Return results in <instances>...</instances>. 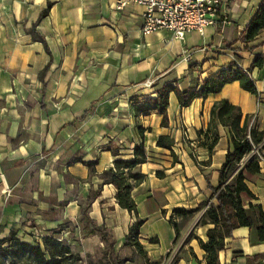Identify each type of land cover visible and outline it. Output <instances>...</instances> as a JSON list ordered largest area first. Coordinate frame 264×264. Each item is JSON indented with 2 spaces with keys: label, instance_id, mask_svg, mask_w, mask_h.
<instances>
[{
  "label": "crops",
  "instance_id": "crops-1",
  "mask_svg": "<svg viewBox=\"0 0 264 264\" xmlns=\"http://www.w3.org/2000/svg\"><path fill=\"white\" fill-rule=\"evenodd\" d=\"M122 1L0 0V240L15 231L21 241L41 244L61 228L58 237L79 251L80 264H171L175 258L207 264L199 239L207 240L213 224L200 219L215 201L210 186L219 185L232 143L230 128L219 125L209 152L200 131L223 98L251 116L254 127H264V66L251 68L256 55L264 56V31L242 40L261 0H223L215 24L182 40L167 30L143 34V7ZM35 23L46 45L28 32ZM231 62L250 70L257 94L232 81L182 105L172 91L167 125L155 110L136 111L160 86L198 89ZM159 135L173 138L172 151L157 145ZM140 144L146 161L132 171L144 179L132 185L136 211H128L101 174L116 159L134 158ZM251 157L250 151L243 162ZM245 184L254 196L249 202L264 210V160ZM175 208L196 211L182 216ZM82 217L102 227L104 238L83 235ZM137 219L142 250L125 244ZM218 257L220 264H264V242L240 226Z\"/></svg>",
  "mask_w": 264,
  "mask_h": 264
},
{
  "label": "trees",
  "instance_id": "trees-1",
  "mask_svg": "<svg viewBox=\"0 0 264 264\" xmlns=\"http://www.w3.org/2000/svg\"><path fill=\"white\" fill-rule=\"evenodd\" d=\"M51 6L48 2L39 19L44 17ZM261 31H264V0H261L254 15L250 19L244 42L252 41ZM34 40L46 45L44 37L36 30V23L28 29ZM264 66V56L256 55L251 68ZM232 81H238L240 87L252 94H257L256 85L250 75V70H245L236 62H231L210 74L203 80L198 89L181 92L173 84H164L156 89V96L149 97L135 106L136 111L155 110L162 116V125L168 124L167 107L170 92H174L182 105H186L193 97H205L209 93H217L222 87ZM219 125L228 126L231 132L232 148L227 151L225 160L219 168V185L210 186L215 200L209 201L207 208L200 219L201 223H212L213 227L206 231L207 240L199 239L200 247L205 252L207 264H220L218 253L224 248V240L232 235V231L240 226L254 229L256 239L264 242V210L259 204L249 202L254 198L245 184V180L259 172V161L251 157L243 162L246 155L252 150L253 145L262 144L264 149V127L258 129L251 123V116L243 114L240 107L229 103L225 98L220 99L210 108V121L203 133L209 152L212 151L219 139ZM143 133V129L140 128ZM174 140L169 135H159L157 145L172 151ZM146 161V150L143 144L134 148V158L116 159L114 166L102 172V183H111L115 187V198L120 207L128 211H136V204L131 197L130 190L133 184H138L144 179V174L132 171L138 164ZM92 165V163H88ZM158 176L163 172L157 171ZM196 210L175 208L174 212L182 216H191ZM83 235L97 234L100 238L103 228L95 226L92 220L82 217ZM172 225L175 222L170 219ZM142 220H135L129 227L125 237V244L132 245L138 250L142 246L138 241V233ZM91 226L89 231H85ZM61 228L54 230L50 235L42 238L41 244H32L21 241L16 237L15 231L0 240V264H80L82 257L79 251H74L66 238H58ZM256 256L255 258H259ZM100 264H104L100 262ZM157 264V263H151ZM171 264H177V258ZM252 264V263H250Z\"/></svg>",
  "mask_w": 264,
  "mask_h": 264
},
{
  "label": "built area",
  "instance_id": "built-area-1",
  "mask_svg": "<svg viewBox=\"0 0 264 264\" xmlns=\"http://www.w3.org/2000/svg\"><path fill=\"white\" fill-rule=\"evenodd\" d=\"M124 1H132L143 7L140 25L143 34L167 30L171 32L173 38L182 40L189 31L196 30L202 33L206 26L215 24L223 0ZM124 1L118 5L124 4ZM146 86L152 87L153 82L147 81ZM251 153L258 161L264 160V149L260 144L253 145Z\"/></svg>",
  "mask_w": 264,
  "mask_h": 264
}]
</instances>
